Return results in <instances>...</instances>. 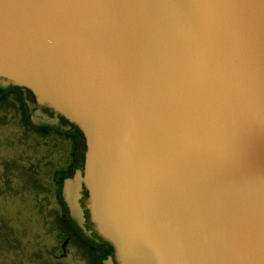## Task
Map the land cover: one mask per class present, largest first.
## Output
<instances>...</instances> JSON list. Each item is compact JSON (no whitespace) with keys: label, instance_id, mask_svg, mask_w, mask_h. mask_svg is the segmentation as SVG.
Segmentation results:
<instances>
[{"label":"water","instance_id":"water-1","mask_svg":"<svg viewBox=\"0 0 264 264\" xmlns=\"http://www.w3.org/2000/svg\"><path fill=\"white\" fill-rule=\"evenodd\" d=\"M0 80L84 134L119 264H264V0H0Z\"/></svg>","mask_w":264,"mask_h":264},{"label":"rangeland","instance_id":"rangeland-1","mask_svg":"<svg viewBox=\"0 0 264 264\" xmlns=\"http://www.w3.org/2000/svg\"><path fill=\"white\" fill-rule=\"evenodd\" d=\"M43 139L24 129L14 103L2 104L0 264H86L73 247L66 258L56 257L60 255L59 223L53 214L56 201L50 193L51 172L40 162L48 154L57 157L61 148L57 141L46 144ZM56 166L61 169L62 164Z\"/></svg>","mask_w":264,"mask_h":264},{"label":"flooded vegetation","instance_id":"flooded-vegetation-1","mask_svg":"<svg viewBox=\"0 0 264 264\" xmlns=\"http://www.w3.org/2000/svg\"><path fill=\"white\" fill-rule=\"evenodd\" d=\"M14 103L20 111V118L26 131L42 135L44 143L52 139L61 148L57 157L51 154L43 156L45 170L51 172V190L56 208L53 211L59 225L57 258H66L69 248H76L86 264H119L115 249L98 233L88 210L89 191L83 185L79 203L83 210L84 228L78 226L71 217V211L65 202L63 190L68 180L77 173L84 176L86 159V140L82 131L54 110L38 104L34 94L25 89L0 80V110L7 101ZM46 146V145H45ZM56 146V145H55ZM53 154V153H52ZM57 163L62 164L61 169ZM39 164V165H40Z\"/></svg>","mask_w":264,"mask_h":264}]
</instances>
